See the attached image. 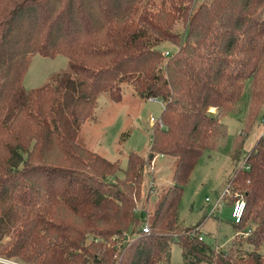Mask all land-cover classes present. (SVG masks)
I'll list each match as a JSON object with an SVG mask.
<instances>
[{
  "label": "trees",
  "instance_id": "obj_1",
  "mask_svg": "<svg viewBox=\"0 0 264 264\" xmlns=\"http://www.w3.org/2000/svg\"><path fill=\"white\" fill-rule=\"evenodd\" d=\"M150 1L0 0L5 261L170 264L177 244L184 264H264V131L224 199L229 207L237 199L245 203L241 221L232 223L237 247H211L199 225L183 227L178 219L183 187L202 154L226 136L221 120L236 111L244 90L245 129L264 118V0H202L194 10L196 0H161L157 9ZM180 19L186 20L182 35L172 32ZM162 42L176 49L162 50ZM32 54H62L68 71L27 91L22 78ZM131 82L140 98L162 103V125L153 126L147 160L131 153L121 170L78 142L79 124L100 94L119 102L121 84ZM238 135L235 161L249 133ZM154 153L176 161L172 185L144 234L147 214H137V206Z\"/></svg>",
  "mask_w": 264,
  "mask_h": 264
},
{
  "label": "rangeland",
  "instance_id": "obj_2",
  "mask_svg": "<svg viewBox=\"0 0 264 264\" xmlns=\"http://www.w3.org/2000/svg\"><path fill=\"white\" fill-rule=\"evenodd\" d=\"M161 0H151V9H157ZM202 0H196L194 10ZM186 20H178L172 32L182 35L185 32ZM162 50L172 52L176 49L171 42H162ZM165 52V51H164ZM68 71V59L62 54L45 57L32 54L26 72L22 78L25 90L41 88L49 83L56 73ZM122 96L115 102L107 94H100L91 116L79 124L78 142L88 150L100 155L111 163H117L121 170L127 166V156L137 154L147 160L151 146L153 125L149 121L153 116L159 119L163 105L159 100L140 98L133 90V83H122ZM249 97L244 90L243 97L236 106V111L222 118L226 136L219 137L217 149L205 152L199 158L186 185L183 187L181 201L178 208V219L183 227L199 225L205 243L218 250L227 251L230 247H237V240L233 237L230 209L222 203L218 209L210 214L213 203L228 187L229 181L239 170L256 139L264 131V118L257 116L252 121V127L247 131L244 121L248 113ZM212 112H216L211 108ZM261 113H264V108ZM249 136L245 139L238 161L233 160L235 151V137ZM238 135V136H239ZM239 137H237L238 140ZM215 147V148H216ZM175 158L154 153L151 164L145 169L142 183L144 202H139L137 214L146 212L148 222L151 223L158 203L167 188L172 185L171 176ZM122 179L123 172L116 176ZM109 180V179H108ZM151 190L147 197L146 190ZM151 188V189H150ZM208 199V201H206ZM241 237V236H240ZM243 248H247L243 246ZM233 249V248H232ZM231 249V250H232ZM248 249V248H247ZM264 253V249H261ZM0 264H24L19 259H5L0 257ZM88 264H91L89 262ZM170 264H184L181 249L177 244L171 245Z\"/></svg>",
  "mask_w": 264,
  "mask_h": 264
},
{
  "label": "built area",
  "instance_id": "obj_3",
  "mask_svg": "<svg viewBox=\"0 0 264 264\" xmlns=\"http://www.w3.org/2000/svg\"><path fill=\"white\" fill-rule=\"evenodd\" d=\"M164 55H167V52H164ZM150 100H157L155 98H151ZM149 121L151 122V125L155 124V123H158L160 125L161 124V121L160 119H155L153 116L150 117ZM245 169H248L247 167H245ZM228 187L218 196V198L216 199V201L213 203L212 205V208H211V211H210V214H213L217 209L218 207L224 203V199L225 197L228 195ZM206 201H208V199H206ZM244 209H245V203L243 200L241 199H237L235 200V202L233 203L232 207H231V211H230V215H231V218L233 219L234 223H239L241 221V218H242V215H243V212H244ZM150 231V228H149V224H148V218L146 216L145 218V223L144 225L142 226V232L144 234H148Z\"/></svg>",
  "mask_w": 264,
  "mask_h": 264
},
{
  "label": "crops",
  "instance_id": "obj_4",
  "mask_svg": "<svg viewBox=\"0 0 264 264\" xmlns=\"http://www.w3.org/2000/svg\"><path fill=\"white\" fill-rule=\"evenodd\" d=\"M229 209H231V207L227 206Z\"/></svg>",
  "mask_w": 264,
  "mask_h": 264
}]
</instances>
